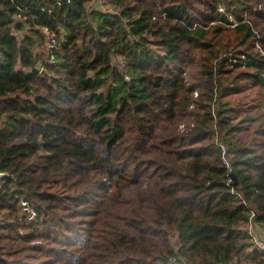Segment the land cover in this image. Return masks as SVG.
Returning <instances> with one entry per match:
<instances>
[{"label": "trees", "instance_id": "1", "mask_svg": "<svg viewBox=\"0 0 264 264\" xmlns=\"http://www.w3.org/2000/svg\"><path fill=\"white\" fill-rule=\"evenodd\" d=\"M0 176V264H264V0H0Z\"/></svg>", "mask_w": 264, "mask_h": 264}, {"label": "built area", "instance_id": "2", "mask_svg": "<svg viewBox=\"0 0 264 264\" xmlns=\"http://www.w3.org/2000/svg\"><path fill=\"white\" fill-rule=\"evenodd\" d=\"M97 4H100V0H96ZM100 8V7H99ZM98 8V9H99ZM96 9V6L93 7V10ZM220 12H223V9H219ZM50 43L48 45L49 50L52 49L55 46V40L52 36H50ZM52 43V44H51ZM52 60V58H51ZM221 153H222V160L224 164H227L226 159H225V154H226V150L224 147H221ZM25 206V205H24ZM31 216V220H33V218L35 217V215L33 213L30 214ZM254 215H252L251 217H253ZM249 234L252 237V241H253V246L255 249L262 251L264 253V230L260 229L256 224H254L253 222L250 224L249 226Z\"/></svg>", "mask_w": 264, "mask_h": 264}, {"label": "rangeland", "instance_id": "3", "mask_svg": "<svg viewBox=\"0 0 264 264\" xmlns=\"http://www.w3.org/2000/svg\"><path fill=\"white\" fill-rule=\"evenodd\" d=\"M102 9L104 10V8H102ZM48 39L50 40V37L47 38V42H48V45H49L50 41H48ZM119 63H120L119 59L114 61V64H118L119 65ZM30 214H31V212L28 211L27 208H25V215H26L28 221H31V217H30L31 215ZM30 245H37V243H33V244H30ZM39 255L40 254H38V253L30 252V253L25 254V256H27L25 259H29L30 261H32L34 263H37L34 257H38Z\"/></svg>", "mask_w": 264, "mask_h": 264}, {"label": "water", "instance_id": "4", "mask_svg": "<svg viewBox=\"0 0 264 264\" xmlns=\"http://www.w3.org/2000/svg\"><path fill=\"white\" fill-rule=\"evenodd\" d=\"M0 177H2V176H0Z\"/></svg>", "mask_w": 264, "mask_h": 264}]
</instances>
